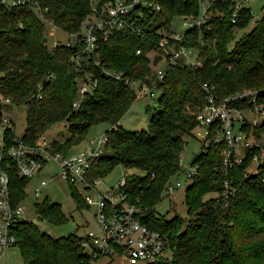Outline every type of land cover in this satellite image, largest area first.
I'll use <instances>...</instances> for the list:
<instances>
[{"label": "trees", "instance_id": "16d2710c", "mask_svg": "<svg viewBox=\"0 0 264 264\" xmlns=\"http://www.w3.org/2000/svg\"><path fill=\"white\" fill-rule=\"evenodd\" d=\"M153 1L161 3L160 11L147 9L144 18L134 16L131 20L143 35L126 26L102 41L96 52L105 67L122 71L133 82L158 85L159 110L148 130L126 131L118 125L138 97L132 84L104 75L102 65L95 64L94 59L73 60L80 44L52 48L47 43L50 20L64 32H76L92 14L91 0H33L14 7L0 1V96L10 98L13 104L27 105L28 126L21 138L29 144H36L44 133L48 135L55 124L67 122L69 135L52 141L50 147L64 155L85 144L94 125L112 126L91 174L103 178L119 165L134 170L124 191L141 209L142 221L167 235V250L172 252L153 264H264V162L259 172H249L254 153L247 154L242 164L227 168L222 144L214 142L205 152L202 145L193 161L200 164L199 174L186 190L187 217L176 215L167 220L155 215L166 185L182 171L185 136L197 127L193 112L206 100L203 85L215 84L223 97L252 87L258 89V102L264 104V17L253 26L245 9L232 21V0H211L208 22L203 28L189 30L180 42L198 48L202 65L179 62L160 80L154 65L161 57L152 59L151 54L162 52V30H171L178 15L198 14L200 3ZM200 35L203 42H199ZM88 74L98 84L75 107L81 82ZM246 130L248 136L260 139L264 122ZM17 138L13 131L7 132L9 143ZM225 180L229 181L228 188ZM30 181L11 173L16 204L25 200ZM76 199L79 207L87 204L83 198ZM36 211L51 223L66 221L61 204L49 198L38 202ZM14 234V246L20 249L23 264H93L100 259H92L82 237H55L28 220L19 222Z\"/></svg>", "mask_w": 264, "mask_h": 264}, {"label": "built area", "instance_id": "2783aa9c", "mask_svg": "<svg viewBox=\"0 0 264 264\" xmlns=\"http://www.w3.org/2000/svg\"><path fill=\"white\" fill-rule=\"evenodd\" d=\"M26 1L33 0H2L8 6H18ZM92 14L84 21L82 27L73 33L64 32L53 21H49L48 41L52 48L60 45H81V49L73 56V60L94 59L95 64L102 65L104 75L122 80L125 84H132L138 95L154 96V90L158 85L150 86L146 81H132L122 71L107 68L104 61L96 57L97 49L102 41L107 40L111 34L126 26L135 28L132 18H144V11L150 9L158 12L162 9L159 2L153 0H91ZM251 0H232L229 5L232 21L241 17L242 11L248 9L251 15V25H255L263 17L255 15L248 6ZM200 11L198 14H181L182 23L186 27L184 31L162 30L163 37L159 43L161 51H155L161 57L156 66V75L163 80L169 67L184 62L193 65H202L198 58L199 50L194 46L180 44L185 40L189 30L203 28L209 20L208 12L212 6L211 0H199ZM131 21V22H130ZM211 29V26H208ZM62 34L63 36H60ZM202 35L199 42H203ZM138 50L137 53H140ZM98 81L93 75H87V79L81 82L79 97L74 106H80L84 97L92 92ZM206 100L196 107L193 112L197 126L202 128V145L205 152L214 142L223 145L221 155L225 167H234L242 164L248 155H252V164L249 172H259V165L264 162V135L255 139L247 135L246 128L258 126L260 116H264V109L259 105V91L252 87L240 89L232 94L220 96L215 84L203 85ZM148 91H147V90ZM41 98V94L39 93ZM11 103L10 98L0 97V103ZM250 114V115H249ZM0 125L2 137L0 138V264H6V252L17 242L14 231L18 223L27 220L24 212L26 207L23 202L16 204L12 199L11 173L23 178H34L49 160H56L60 166L61 174L71 184H80L86 191L94 190L97 199L90 194L85 196L88 206L95 205V217L99 230H89L82 237L83 247L92 254V259L120 258L133 264H153L158 261L168 249L169 239L160 230L150 228L141 219V209L128 199L124 186L128 175H124L115 186L107 187L100 191L97 186L101 177L91 174L94 163L103 154L109 135L89 139L78 151L64 155L61 152L51 150V142L47 133L39 136L36 144H29L22 138H17L14 143L7 140V132L13 131L12 119L5 114L0 105ZM200 164H191L186 175L188 179H194L199 174ZM47 184L42 180L34 189L35 196L40 194L41 188ZM181 182L168 183L164 194H172ZM229 187V181L225 180V188Z\"/></svg>", "mask_w": 264, "mask_h": 264}, {"label": "rangeland", "instance_id": "374dc122", "mask_svg": "<svg viewBox=\"0 0 264 264\" xmlns=\"http://www.w3.org/2000/svg\"><path fill=\"white\" fill-rule=\"evenodd\" d=\"M1 1V0H0ZM251 7L253 13L259 17L264 16V0H251L248 4ZM171 29L177 31H184L186 27L182 23V18L176 16L173 19ZM243 32L239 33V36ZM63 36L62 34H59ZM156 52L153 51L151 58L153 59ZM157 65H154V70ZM2 74L0 73V76ZM147 90V89H146ZM148 91V90H147ZM161 92L157 89L154 90V96L138 95L137 99L130 107V109L124 114L119 121L120 128L126 131H136L145 129L148 130L149 123L153 115L159 110L158 98ZM2 97V96H0ZM259 103V102H258ZM2 111L9 115L12 119V128L16 137L21 138L25 135L28 126V107L27 105H17L13 103L1 102ZM264 109V104L259 103ZM250 115V114H249ZM264 122V116H260L259 123ZM107 123H101L91 127L88 139L99 137L106 134L111 129ZM2 126L0 125V138ZM69 135V125L67 122H60L55 124L48 131V141L64 140ZM202 136L203 130L200 127H196L192 134L185 136V146L182 151V171L172 179V183L176 184L181 182V186H178L174 193L163 194V199L155 207V215L161 216L170 220L176 215L187 217L188 206L186 203V190L193 183V179H188L186 171L189 170L193 161L199 156L202 148ZM81 144L79 147H83ZM80 148H76L72 153L78 151ZM134 173V170L127 169L126 167L119 165L116 166L113 171L106 177L100 178V182L97 189L105 191L107 187L115 186L121 181L122 176ZM42 180H46L47 184L41 188L40 194L35 196L34 189L36 185H40ZM27 196L23 201L26 207L24 215L25 218L37 225L42 231L49 233L52 236H71L77 235L83 237L89 230H99V226L96 222L95 211L96 206L91 207L82 205L79 207L76 196L81 199H85L87 194H90L94 199H97L96 192L94 190L86 191L80 184H71L63 178L61 169L58 162L54 159L49 160L42 170L29 182L27 186ZM45 198L51 199L53 202H58L62 206V210L65 214L66 221L60 224L51 223L47 220L41 219L36 211V204L43 201ZM171 250H167L165 256H171ZM6 264H23L22 255L20 249L16 246L9 247L6 252ZM93 264H133L129 261H123L120 258L110 259L102 258L94 261Z\"/></svg>", "mask_w": 264, "mask_h": 264}, {"label": "crops", "instance_id": "0c3cea01", "mask_svg": "<svg viewBox=\"0 0 264 264\" xmlns=\"http://www.w3.org/2000/svg\"><path fill=\"white\" fill-rule=\"evenodd\" d=\"M118 125L120 126V124L118 123Z\"/></svg>", "mask_w": 264, "mask_h": 264}]
</instances>
